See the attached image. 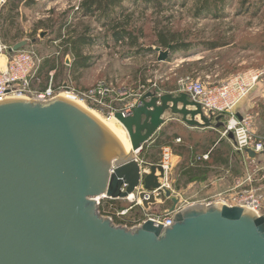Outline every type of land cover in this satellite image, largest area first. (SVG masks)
Instances as JSON below:
<instances>
[{
  "label": "water",
  "instance_id": "water-1",
  "mask_svg": "<svg viewBox=\"0 0 264 264\" xmlns=\"http://www.w3.org/2000/svg\"><path fill=\"white\" fill-rule=\"evenodd\" d=\"M154 52L158 62L171 55ZM166 115L192 129L224 127L223 116L207 117L186 94L153 89L113 114L130 149L66 99L0 102V264H264V215L245 208L198 204L175 213L170 227L147 219L133 229L99 214L96 199L127 200L140 189L144 208L163 191L175 210L180 198L161 188L162 167L139 160Z\"/></svg>",
  "mask_w": 264,
  "mask_h": 264
},
{
  "label": "rangeland",
  "instance_id": "rangeland-1",
  "mask_svg": "<svg viewBox=\"0 0 264 264\" xmlns=\"http://www.w3.org/2000/svg\"><path fill=\"white\" fill-rule=\"evenodd\" d=\"M80 1L37 0V5L23 11V16L17 17L15 24H10L7 20L4 25L1 22L0 35L4 37L5 44L12 43L15 36L20 41L35 40L34 44H29L27 47L37 52L39 58L43 61L57 57L59 69L55 73L57 75L55 82H64L68 91L70 88L71 90L90 89L98 82H103L115 92L124 89L134 90L142 81L146 82L147 86H144V88L148 89L151 82L173 84L176 80L187 77L201 81L208 87H213L220 86L233 77H243L248 73L255 72L260 75L256 86L237 105L234 112L240 118L251 116L253 132L257 136L264 137V9L255 18H251L246 13L235 16L237 10V3H235L232 8L227 10L230 17L218 22L208 19L195 22L190 18L189 11L179 6L173 7L160 15L152 14L151 11L142 13L140 9H137L133 17L132 28L136 27L143 30V37L139 40V44L143 49L151 48L154 50L159 48L155 44L156 29L160 30L163 27L188 34L189 41L196 45L187 54L174 53L170 55L166 62H158V54L154 51L136 54L134 48H129L120 42L115 43L109 38L106 43L99 41L93 46L82 49L83 56L93 57V63L86 69L77 70L73 75L71 69L65 68L70 65L72 58L70 55L64 54L61 41L67 38L69 34L79 35L83 33L84 28L87 27L90 28L89 37L103 35L102 28L95 20L73 15ZM192 1L187 2V8L191 6ZM127 8L130 9L131 6L127 5ZM41 33H44L43 38L40 37ZM212 42L219 43V47L208 50L207 44ZM10 45L11 48L13 45ZM128 51L132 54L127 55ZM66 60H69V63H66ZM197 61H201V64L195 66L189 72L181 68L185 62ZM142 87L135 90L134 93L144 94ZM34 90L38 92L37 88H34ZM82 93L84 92L80 94ZM116 95L117 93L110 96L111 103L115 100ZM82 103L87 108L96 111L100 116L108 118L100 114L98 110L90 108L86 103ZM182 130H180V134L187 135V132L184 133ZM221 130H219L220 135ZM230 136L232 137V135ZM162 150L163 147L154 153V156L159 160L157 163L162 161ZM240 158L245 163L244 173H256L262 165L264 166V156L262 157L260 154H255L253 157L248 152L242 154ZM260 161L263 164L258 163ZM230 163L231 165L234 164L232 159ZM171 176V189L169 190L171 196L174 197L177 193H180L185 202L201 205L213 199L217 193V186L213 185L206 188L203 183L189 184L180 190H175L172 186L175 175H172V172ZM226 179L225 185L227 187L228 181H231L229 175ZM255 180L257 193L264 206V178L260 180L255 177ZM232 183L227 188L225 187V190L230 188ZM223 188L224 186L221 190ZM137 194L138 190L135 193L134 203L139 202ZM155 198L156 203L149 204L148 208H144L140 203L124 218L135 214L144 217V220L161 216L165 212L166 204H171V201L165 197L163 191L160 192L159 197ZM183 201L181 202L184 204ZM118 205L126 210L133 205V202L121 200ZM115 214L117 216V211Z\"/></svg>",
  "mask_w": 264,
  "mask_h": 264
},
{
  "label": "trees",
  "instance_id": "trees-1",
  "mask_svg": "<svg viewBox=\"0 0 264 264\" xmlns=\"http://www.w3.org/2000/svg\"><path fill=\"white\" fill-rule=\"evenodd\" d=\"M189 0H81L78 6L75 8L73 15L82 16L84 18H90L95 20L103 30V35L89 37L88 32L90 28H84L83 33L76 35L75 33L69 34L67 38L61 41L64 48V54L70 55L72 62L65 67L68 70L71 69L73 75L79 69H86L93 63V57H86L82 54V49L85 47L93 46L96 42L102 41L106 43L110 38L115 43H122L129 48H134L135 53L141 52H153L151 48L143 49L139 40L143 37V30L132 28L133 17L135 11L147 12L151 11L152 14L160 15L173 7H180L187 9L190 13V18L195 22L208 19L213 22H218L223 19H228L230 14L227 10L237 3V10L235 16H240L244 13L249 14L251 18L259 16L262 9H264V0H193L189 8L186 4ZM37 5V0H6L5 4L0 10V23L6 22L16 23L18 16V10L20 7L31 9ZM127 5L131 8L128 9ZM1 25V24H0ZM64 26V24H63ZM4 43L5 39L1 36ZM20 40L17 36L13 38L12 43H8L10 46L16 44ZM6 44V45H8ZM155 44L161 49H170L171 54L174 53H188L196 45L189 41V35L173 30L172 28L163 27L160 30L156 29V42ZM8 45V47H9ZM29 46V45H28ZM208 50H213L219 47V43L212 42L207 44ZM28 49V47L24 48ZM132 54L128 51L127 55ZM58 58L52 57L50 60H44L37 74V80L33 82V88H37L38 91H44L49 83V73L54 71L52 87L54 91H57L64 85V82L56 83V71L59 69L57 64ZM201 64V61L197 62H185L181 68L186 69L189 72L195 66ZM176 82L173 84L163 83L160 88L164 92H173L176 90ZM145 81H142L134 89L137 90L141 86H147ZM71 89V88H70ZM74 90V89H73ZM89 89H75L77 93L86 92ZM87 104V103H86ZM91 106L90 104H87ZM94 108L93 106H91ZM90 107V108H91ZM112 107L117 109L116 105L112 103ZM228 116H223L222 122L227 121ZM187 135L180 134V130ZM198 131L191 130L181 124L170 123L164 126L154 138V144L152 151L144 149L140 154V158L145 162L154 164L159 160L154 156L157 150H160L163 146L170 147L172 153L179 157L178 164L172 170V175H175V180L172 182V186L175 190L192 184V183H204L212 176L219 174L218 169L223 171L229 170V178L234 176H243L245 163L241 161V154L234 152L229 141L222 140L216 146H214L220 138V134L214 130ZM215 129V128H214ZM219 128L218 130H221ZM179 138L180 144H176L175 140ZM230 139V138H229ZM207 154L208 159L203 160L202 156ZM263 157L264 154H261ZM232 159L233 165L230 160ZM171 176V175H170ZM172 177V176H171ZM171 183V178H169ZM182 183V185H181ZM119 201L121 200H104L99 206V212L103 216H109L112 218L115 224H126L132 226L144 220V217L140 215H133L131 217H118L116 211H121L125 208L120 207ZM168 201V200H167ZM170 202V201H169ZM171 204H166L164 211L169 209ZM134 209H132L133 211Z\"/></svg>",
  "mask_w": 264,
  "mask_h": 264
},
{
  "label": "built area",
  "instance_id": "built-area-1",
  "mask_svg": "<svg viewBox=\"0 0 264 264\" xmlns=\"http://www.w3.org/2000/svg\"><path fill=\"white\" fill-rule=\"evenodd\" d=\"M9 48L10 47H8L0 37V56H3L6 60L5 68H0V102L6 101L7 99H24L34 100L37 102H50L60 97V94L62 93H69L72 94L76 99L90 104L94 107V109L98 110L100 114H103L108 118H112L115 112L120 111L112 107V103L115 100L111 103L110 96L116 93L120 96H127V91L124 89L115 92L103 82H98L93 88H90L88 91L82 94L71 89L68 91L66 87L67 85H63L57 91H54L52 87L54 71H52L49 73V83L47 88L41 92L35 91L32 87L33 82L37 80V74L43 63V60H41L37 52H34V50L31 48L22 49L11 54L8 53ZM259 77V74L251 72L243 77H233L224 84L213 87H208L201 81L187 77L177 81V89L173 91L172 94H186L190 100L198 103L201 106L202 111L207 117L215 118L219 115L228 116V119L226 122H224V127L221 130V138L227 139L230 142L234 152L238 154L244 155L245 153L251 151L256 155H261L264 154V137L257 136L253 132L252 117L242 116L239 120L237 118V114L234 112V109L237 107V105L240 104L248 95V93L256 86ZM158 85V82H151V85L148 89L144 88V86L141 87L145 93L153 89L159 90ZM140 97L141 94L137 93L128 95V98L125 99L126 101L131 98H136V102H132L133 104L131 103V105L126 106L121 111H128L130 106L135 105ZM230 135H232L231 138ZM176 143H180L179 138L176 139ZM162 154L160 166L164 171L163 179L165 180L161 182V188L170 190L171 185L168 176L171 175L172 169L174 168L172 162L174 159L173 156L175 155L172 153L169 147H164ZM202 159L207 160L208 155H203ZM258 163L262 162L260 161ZM255 177H258L260 180L264 178L263 165L256 173L248 172L243 176L235 178L230 188L217 193L213 199H210V201L202 205H225L229 207H241L251 210L257 216H263L264 206L255 187ZM140 190H138V194ZM153 194L155 197H159L160 192L154 191ZM129 197L133 198L131 200L133 205L126 210L118 211V217L126 216L136 205H140L141 202L139 199V202L134 203V200L136 199L134 194H131L127 197L128 201H130ZM174 197H179L180 202L173 212L169 213V209H167L161 216H155L154 218L148 219L152 220L156 225L160 224L163 227H170L173 224V216L175 213L181 212L182 210L195 205L193 203L183 201L180 193H177ZM96 200L99 202L98 204L100 206L102 201L109 199H102L101 201H99V199ZM181 201H183L184 204ZM144 221L132 226H128L126 224H117V226L133 229L140 226V224Z\"/></svg>",
  "mask_w": 264,
  "mask_h": 264
},
{
  "label": "crops",
  "instance_id": "crops-1",
  "mask_svg": "<svg viewBox=\"0 0 264 264\" xmlns=\"http://www.w3.org/2000/svg\"><path fill=\"white\" fill-rule=\"evenodd\" d=\"M6 2V0H0V10H1V7H2V3H3V5H4V3ZM28 9H26V8H23V7H20V9L18 10V16H23V11H27ZM164 82H159L158 84V86H159V88H160V85H162ZM177 83V82H176ZM126 90V89H125ZM138 90V89H137ZM127 91V96L125 97V96H120L119 94H117L116 95V98H115V101L113 102L114 103V105H116V107H117V110H123L126 106H129V105H131V103L133 102V103H135L136 102V98H131L132 100H129L128 102L125 100L126 98H128V95H132L133 93H134V91L135 90H126ZM136 93V92H135ZM164 93H169V92H164V91H162L161 89H159L158 90V94H164ZM132 103V104H133ZM167 116V117H166ZM164 118H167V123L165 124V126L166 125H168V124H170V123H173V124H181V125H183V126H185L184 124H182L181 122H179L178 121V119H170L169 117H168V115H166ZM238 116V115H237ZM164 127V126H163ZM162 127V128H163ZM185 127H187V126H185ZM187 128H189V127H187ZM189 129H191V130H198V131H202V130H206V129H192V128H189ZM210 130H214V131H216L217 133H218V135L220 134V132H219V130H217V129H210ZM156 136V135H155ZM155 136H154V138H155ZM220 138H218L217 139V143L214 145V146H216L219 142H221L222 140H225V139H223V138H221V136H219ZM154 138L152 139V141L150 142V143H148L147 145H146V147H145V149H147V150H149V153H151V152H153L151 149H152V146H153V144H154ZM175 142H176V140H175ZM228 143H230V142H228ZM231 145V144H230ZM164 147H168V146H163V148ZM174 157V159H173V166L175 167L177 164H178V162H179V157H177V156H173ZM139 160L141 161V162H144V163H147V162H145L143 159H141L140 157H139ZM148 164H150V163H148ZM161 164V162H159V163H154V164H151V165H160ZM217 172H219V174L218 175H216V176H212V177H210L209 179H208V181H206V182H204L203 184L205 185V187L207 188V187H210V186H217L218 187V190H220V191H218L217 190V193H219V192H222V191H224L229 185H231V182H233V180L235 179V178H237V177H233L232 179H229V180H231V181H228V185H227V187H226V185H225V181L227 180L226 178H227V175H229L228 173L230 172L229 170H227V171H223L222 169H220V171H219V169H218V171ZM239 177V176H238ZM168 178H170V176H168ZM165 179H163V180H161V182L162 181H164ZM193 184H195V183H192V185ZM191 185V184H190ZM224 186V188L221 190V188ZM226 187V188H225ZM216 193V194H217Z\"/></svg>",
  "mask_w": 264,
  "mask_h": 264
},
{
  "label": "bare ground",
  "instance_id": "bare-ground-1",
  "mask_svg": "<svg viewBox=\"0 0 264 264\" xmlns=\"http://www.w3.org/2000/svg\"><path fill=\"white\" fill-rule=\"evenodd\" d=\"M5 64H6L5 58L3 56H0V68L4 69ZM59 98L66 99V100L72 102L73 104L77 105L78 107H80L84 111H86L88 114H92L93 116H95L98 120H100L107 127L113 129L117 134L122 136L128 142V144L130 146V142H129L128 138L126 137L124 130L121 128V126L113 118H104V117L100 116L96 111H93V110L87 108L80 100L76 99L72 94L62 93V94H60ZM7 100H24V99H7ZM130 149H131V146H130ZM132 199H133L132 197H129L130 201Z\"/></svg>",
  "mask_w": 264,
  "mask_h": 264
}]
</instances>
